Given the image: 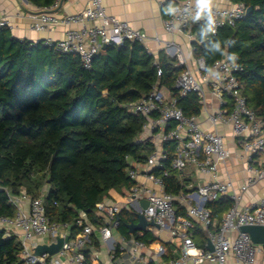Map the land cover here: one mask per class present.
<instances>
[{
  "label": "trees",
  "instance_id": "16d2710c",
  "mask_svg": "<svg viewBox=\"0 0 264 264\" xmlns=\"http://www.w3.org/2000/svg\"><path fill=\"white\" fill-rule=\"evenodd\" d=\"M41 11L55 0H27ZM252 6V11L234 26H224L216 35L201 32L205 23L194 25L193 55L211 67L225 53L236 54L243 70L238 74L248 106L264 121V0H230ZM221 42V51L214 47ZM225 41H234L226 45ZM184 66L165 51L150 54L143 43L126 40L102 48L86 68L75 53L56 50L46 41L19 39L9 27H0V217L15 215L12 195L24 190L44 197L51 221L68 223L71 236L81 231L80 212L98 225L97 203L125 199V190L135 182L128 175L129 158L146 161L154 152L151 140L140 141L144 117L128 105L145 98L155 85L167 89L188 116H198L202 105L197 93L180 95L176 80ZM167 158L154 170L165 180L166 191L185 189L172 166L175 145L165 144ZM232 205L226 196L209 203L216 222ZM137 217L120 214L119 231ZM204 246V230L195 231ZM135 235L156 241L149 230ZM87 244L85 264H93ZM23 245L0 230V264L28 263Z\"/></svg>",
  "mask_w": 264,
  "mask_h": 264
},
{
  "label": "built area",
  "instance_id": "2783aa9c",
  "mask_svg": "<svg viewBox=\"0 0 264 264\" xmlns=\"http://www.w3.org/2000/svg\"><path fill=\"white\" fill-rule=\"evenodd\" d=\"M62 1L55 0L50 8L33 14L32 29L47 30L61 21L67 25L81 24L78 28H69L62 39H49L46 43L53 44L58 51L78 54L86 68H91L94 57L104 45H120L130 40L146 46L148 36L129 21L107 14L102 0H89L82 12L60 20L50 9L57 8ZM228 1V4L212 3L214 35L220 28L234 26L246 16L244 3ZM175 8L178 11L164 19V28L170 34L186 36L192 42L193 54L196 36L190 29L205 23L206 18H195V0H177ZM4 26L12 28L6 17H0V27ZM156 40L161 41L158 37ZM165 48L170 56L177 58L179 65L184 66L176 80L180 95L197 93L202 109L206 108L208 92L216 99L217 108L209 112L208 120L213 126H232L247 158L248 177L238 190L231 180L218 178L220 165L230 157L224 136L205 130L197 116L186 115L177 98L157 84L145 98L128 105L132 113L144 117L139 140H151L155 150L144 162L129 158L128 175L135 183L125 190L124 200L105 199L97 203L96 216L100 224L91 223L85 213L80 212L76 224L82 229L72 237L68 223L54 222L47 216L46 191L35 198L25 190L10 197L16 212L12 217H0V230L20 239L22 257L28 263L85 264L84 250L93 242L94 235L119 260L118 264H228L230 257L255 264L258 255L264 252V244L255 243L248 232L241 230L243 225H264V197L247 205L240 204L241 193L264 179V162L257 160L264 152V121L248 106L242 94L238 74L243 67L238 58L235 62L228 60L227 55H232L229 53L211 67H207L203 58H194L190 65L183 49L175 42H167ZM167 142L175 145L173 168L180 179H187L185 189L178 194L167 192L163 177L154 173L167 158ZM190 167L193 171L189 173ZM205 175L209 179L201 182ZM222 196L230 198L232 205L217 223L209 203ZM124 210L136 216L137 221L142 214L147 222H153L154 226L149 225L146 230L153 233L156 241L146 242L134 233L117 234L120 214ZM201 228L206 234L204 246L197 244L195 234ZM162 233H166L167 239H162ZM67 235L69 240L58 253L41 256L33 253L39 243L50 244L59 236ZM210 243L213 249L209 248Z\"/></svg>",
  "mask_w": 264,
  "mask_h": 264
},
{
  "label": "crops",
  "instance_id": "0c3cea01",
  "mask_svg": "<svg viewBox=\"0 0 264 264\" xmlns=\"http://www.w3.org/2000/svg\"><path fill=\"white\" fill-rule=\"evenodd\" d=\"M89 0H63L57 8L50 9L57 18L62 20L66 15L77 14L82 12ZM103 6L107 14L117 16L122 20H127L131 25L148 37L146 46L150 48L155 55L162 51H166L167 42H175L180 46L185 54L187 61L193 65L194 55L191 52L192 42L184 35H173L168 33L164 28V19L172 14H167L166 9L169 5L175 7L177 0H102ZM221 2L228 4V0H213V3ZM41 12L39 8L25 0H0V17H6L12 24V34L19 39H29L33 42L60 40L65 36L67 30L71 27L78 28L81 24L67 25L64 22L54 24L50 29L43 31H35L32 29V15ZM161 41L158 42L156 38ZM206 108L201 109L197 116L202 127L210 132H219L225 138L227 147L230 151L229 159L220 165L218 178L220 180H231L234 189L238 190L240 185L249 175L247 170V158L243 152L237 136L233 132L230 124H219L213 126L208 120V114L217 108L216 99L207 93ZM259 162H264V152L257 156ZM189 173L192 167L187 170ZM195 179V177L193 176ZM209 176L201 177V182L208 180ZM47 186L45 187V191ZM227 197V196H226ZM264 197V179L258 181L247 191L241 193V205H247ZM216 221V220H215ZM137 222V221H136ZM141 232V231H140ZM122 234L119 229L117 234ZM136 233V232H135ZM134 233V234H135ZM116 234V235H117ZM97 245H90V253L93 264H118L119 260L114 258L108 251V247L98 240L97 236H93ZM44 241V240H41ZM152 242V241H150ZM228 264H245L237 261L234 257H230ZM255 264H264V252L258 255Z\"/></svg>",
  "mask_w": 264,
  "mask_h": 264
},
{
  "label": "water",
  "instance_id": "95a60500",
  "mask_svg": "<svg viewBox=\"0 0 264 264\" xmlns=\"http://www.w3.org/2000/svg\"><path fill=\"white\" fill-rule=\"evenodd\" d=\"M252 11V6L247 7L246 15H249ZM107 45H104L103 48H106ZM154 226L153 222H147L145 217L142 214L138 215L137 222H131L127 225L129 233H135L137 231L146 230L147 226ZM241 230L244 232H248L251 235L252 240L255 243L264 244V225H243L241 226ZM69 240V235L65 237L59 236L56 242L48 243H39L37 246L33 248V253L35 255L41 256L45 253L48 255H54L58 253L64 242ZM209 248L213 249L212 244H209Z\"/></svg>",
  "mask_w": 264,
  "mask_h": 264
},
{
  "label": "clouds",
  "instance_id": "9594fccd",
  "mask_svg": "<svg viewBox=\"0 0 264 264\" xmlns=\"http://www.w3.org/2000/svg\"><path fill=\"white\" fill-rule=\"evenodd\" d=\"M212 3L213 0H195L196 4V19L199 20L202 16L205 17V25L201 28V32L203 34L207 33H214L215 32V19L212 15ZM178 11L177 8L173 7L172 5H169V7L166 9L167 14H172L174 15ZM234 41H225L226 45L232 44ZM215 49L217 51H221L222 55L224 54L223 51L221 50V42L219 40L216 41L214 45ZM227 59L235 62L237 57L235 54L232 55H227Z\"/></svg>",
  "mask_w": 264,
  "mask_h": 264
},
{
  "label": "rangeland",
  "instance_id": "374dc122",
  "mask_svg": "<svg viewBox=\"0 0 264 264\" xmlns=\"http://www.w3.org/2000/svg\"><path fill=\"white\" fill-rule=\"evenodd\" d=\"M143 206H146V202H143ZM162 239H167L166 233L161 234Z\"/></svg>",
  "mask_w": 264,
  "mask_h": 264
}]
</instances>
